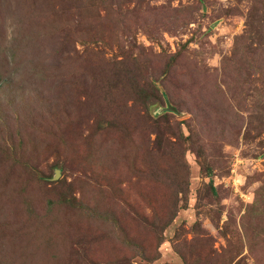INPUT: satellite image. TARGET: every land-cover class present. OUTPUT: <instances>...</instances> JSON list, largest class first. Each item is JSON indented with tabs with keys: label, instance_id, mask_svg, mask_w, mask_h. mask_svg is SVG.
<instances>
[{
	"label": "rangeland",
	"instance_id": "obj_1",
	"mask_svg": "<svg viewBox=\"0 0 264 264\" xmlns=\"http://www.w3.org/2000/svg\"><path fill=\"white\" fill-rule=\"evenodd\" d=\"M0 264H264V0H0Z\"/></svg>",
	"mask_w": 264,
	"mask_h": 264
},
{
	"label": "water",
	"instance_id": "obj_2",
	"mask_svg": "<svg viewBox=\"0 0 264 264\" xmlns=\"http://www.w3.org/2000/svg\"><path fill=\"white\" fill-rule=\"evenodd\" d=\"M168 109H169V110H172V111H175V107H173L172 105H169V106H168ZM59 173H60V172L58 171L57 174H59Z\"/></svg>",
	"mask_w": 264,
	"mask_h": 264
},
{
	"label": "trees",
	"instance_id": "obj_3",
	"mask_svg": "<svg viewBox=\"0 0 264 264\" xmlns=\"http://www.w3.org/2000/svg\"><path fill=\"white\" fill-rule=\"evenodd\" d=\"M164 96H165V94L164 93H162Z\"/></svg>",
	"mask_w": 264,
	"mask_h": 264
}]
</instances>
